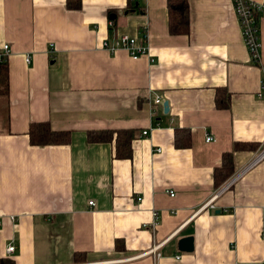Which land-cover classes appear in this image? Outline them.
I'll list each match as a JSON object with an SVG mask.
<instances>
[{
    "label": "crops",
    "instance_id": "obj_1",
    "mask_svg": "<svg viewBox=\"0 0 264 264\" xmlns=\"http://www.w3.org/2000/svg\"><path fill=\"white\" fill-rule=\"evenodd\" d=\"M131 2L146 12H128ZM189 2L190 33L171 35L167 0H83L81 10L67 0H0V49L11 50L0 259L152 264L140 254L161 243L158 264H264V159L202 209L264 144V12L255 63L234 0ZM145 31L149 54L138 59L103 46ZM219 88L231 93L227 108L217 106ZM41 121L72 131L71 142L32 145L29 126ZM178 128L190 130L189 147H176ZM104 129L139 132L131 158L88 141L89 130ZM228 152L234 171L218 187ZM188 236L194 250L182 252Z\"/></svg>",
    "mask_w": 264,
    "mask_h": 264
},
{
    "label": "trees",
    "instance_id": "obj_2",
    "mask_svg": "<svg viewBox=\"0 0 264 264\" xmlns=\"http://www.w3.org/2000/svg\"><path fill=\"white\" fill-rule=\"evenodd\" d=\"M83 0H67L70 10H81ZM128 12L145 13V9L139 3L130 4ZM169 14V32L171 35H188L191 29L190 2L189 0H167ZM111 27L116 20L111 19ZM10 94V66L8 58L2 56L0 49V97H4L9 107ZM217 95L218 108L230 106L231 93L226 88H219ZM8 113V108H7ZM8 121V118H7ZM30 143L34 146L69 144L72 139V131L54 130L50 121L32 122L28 133ZM139 132L133 129H104L89 130L88 141L91 143H112L114 144V155L117 159H128L133 154V141L138 137ZM191 144L190 130L176 129L175 145L178 148L189 147ZM250 144H236L235 148H250ZM234 171L233 153L223 155L222 166L216 169L215 178L219 187ZM84 253H78V260H85ZM76 256V255H75ZM0 264H15L10 259H0Z\"/></svg>",
    "mask_w": 264,
    "mask_h": 264
},
{
    "label": "built area",
    "instance_id": "obj_3",
    "mask_svg": "<svg viewBox=\"0 0 264 264\" xmlns=\"http://www.w3.org/2000/svg\"><path fill=\"white\" fill-rule=\"evenodd\" d=\"M234 6L252 60L255 63H259L261 58V46H262L260 39L259 16L262 12H264V1L234 0ZM146 32L147 31H145V33L141 38L130 36L128 34H121L116 36L112 41L105 40L103 46L106 50H108L110 53L113 54L121 49H125L129 52L130 56L133 59H138L142 56L149 54ZM10 51H11L10 46L6 44L1 49V54L2 56L8 58L10 55ZM30 60H31L30 57H27V61ZM263 88H264V82H262L261 84V89ZM258 96L263 97L262 92H259ZM156 101H160V99L157 98ZM148 134H149V130H143L141 133L142 136H147ZM212 141H215V137L213 135H208L207 142H212ZM263 159H264V144L261 150L254 157V159L247 166H245L239 174H237L235 177H232L223 186H221L219 190L215 193V195H213V197L209 201L203 204L202 209L207 207L215 208L213 202L214 198H216L219 194L225 192L226 190L230 189L231 186L240 178V176L244 172L254 167L257 163H259ZM171 195L174 196L175 193L171 192ZM141 200L142 198H139V201ZM89 203L90 205H94L93 200H91ZM154 217H155L154 222L150 226L153 229L156 227L158 223V219L160 217L157 211H155ZM160 248H161V243L156 244L150 250L143 252L140 255L141 257L150 256L153 259L152 264H158L157 261L161 257ZM15 249L16 247L14 245H10L8 247V253H13Z\"/></svg>",
    "mask_w": 264,
    "mask_h": 264
},
{
    "label": "water",
    "instance_id": "obj_4",
    "mask_svg": "<svg viewBox=\"0 0 264 264\" xmlns=\"http://www.w3.org/2000/svg\"><path fill=\"white\" fill-rule=\"evenodd\" d=\"M165 112L169 110V103L165 102ZM179 250L182 252H191L194 250V238L192 236L184 237L179 242Z\"/></svg>",
    "mask_w": 264,
    "mask_h": 264
},
{
    "label": "rangeland",
    "instance_id": "obj_5",
    "mask_svg": "<svg viewBox=\"0 0 264 264\" xmlns=\"http://www.w3.org/2000/svg\"><path fill=\"white\" fill-rule=\"evenodd\" d=\"M7 101L4 97H0V129L7 126Z\"/></svg>",
    "mask_w": 264,
    "mask_h": 264
}]
</instances>
